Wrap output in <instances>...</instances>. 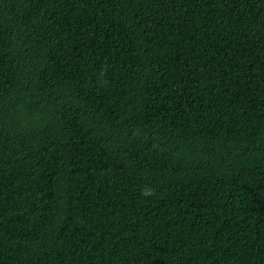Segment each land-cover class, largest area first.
<instances>
[{"label":"trees","instance_id":"1","mask_svg":"<svg viewBox=\"0 0 264 264\" xmlns=\"http://www.w3.org/2000/svg\"><path fill=\"white\" fill-rule=\"evenodd\" d=\"M0 264H264V0H0Z\"/></svg>","mask_w":264,"mask_h":264},{"label":"clouds","instance_id":"2","mask_svg":"<svg viewBox=\"0 0 264 264\" xmlns=\"http://www.w3.org/2000/svg\"><path fill=\"white\" fill-rule=\"evenodd\" d=\"M145 197H148V196H151V195H153V192H152V190L151 189H149V188H145L144 190H143V193H142Z\"/></svg>","mask_w":264,"mask_h":264}]
</instances>
